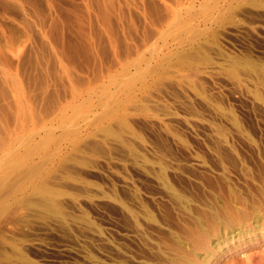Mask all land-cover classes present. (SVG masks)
Returning <instances> with one entry per match:
<instances>
[{
  "label": "rangeland",
  "instance_id": "rangeland-1",
  "mask_svg": "<svg viewBox=\"0 0 264 264\" xmlns=\"http://www.w3.org/2000/svg\"><path fill=\"white\" fill-rule=\"evenodd\" d=\"M263 179L264 0H0V264H194Z\"/></svg>",
  "mask_w": 264,
  "mask_h": 264
},
{
  "label": "bare ground",
  "instance_id": "bare-ground-1",
  "mask_svg": "<svg viewBox=\"0 0 264 264\" xmlns=\"http://www.w3.org/2000/svg\"><path fill=\"white\" fill-rule=\"evenodd\" d=\"M260 185L261 183L258 184L259 188H256V194L251 195V199L242 201L241 205L234 204L233 207L228 206V208H225L224 205V209L213 206L211 209L204 210L203 216L194 221V264H211L212 259L218 261L221 256L232 251V248H239L250 243L254 245L252 241L257 240L259 235V238H264V185ZM249 189L252 190L254 188L250 187ZM225 199L227 198L225 197ZM195 218L197 217L195 216ZM206 221H209V225L206 224ZM214 235L215 237L212 238ZM232 243H235L234 246L231 245ZM200 250L203 252H200ZM261 254V260L257 259V263H253L255 255L253 257L249 254V256L245 257V264H264V250L261 251ZM186 260L184 263L174 261L171 264H185Z\"/></svg>",
  "mask_w": 264,
  "mask_h": 264
}]
</instances>
